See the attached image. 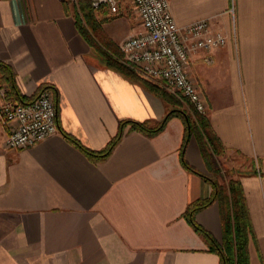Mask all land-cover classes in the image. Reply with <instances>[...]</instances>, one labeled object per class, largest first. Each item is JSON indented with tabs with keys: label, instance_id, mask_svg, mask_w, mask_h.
<instances>
[{
	"label": "crops",
	"instance_id": "crops-1",
	"mask_svg": "<svg viewBox=\"0 0 264 264\" xmlns=\"http://www.w3.org/2000/svg\"><path fill=\"white\" fill-rule=\"evenodd\" d=\"M128 1L119 0L115 15L93 11L103 38L116 46L141 31ZM168 2L177 26L208 19L226 37L221 48L190 53L187 71L223 146L229 180L242 190L249 264H264V0ZM75 11L67 0H0V63L21 96L52 91L58 128L7 150L9 126L0 125V264H219L182 216L189 203L211 195L213 173L193 135L183 158L194 171L182 165L179 118L155 135L124 125L102 158L66 137L100 152L120 122L153 127L173 108L107 66L82 36ZM194 221L221 243L216 201Z\"/></svg>",
	"mask_w": 264,
	"mask_h": 264
},
{
	"label": "built area",
	"instance_id": "built-area-1",
	"mask_svg": "<svg viewBox=\"0 0 264 264\" xmlns=\"http://www.w3.org/2000/svg\"><path fill=\"white\" fill-rule=\"evenodd\" d=\"M141 31L127 35L118 45L121 61L141 78L173 89L197 113L204 114L205 101L188 76L189 54L211 51L226 44V37L210 29L208 19L183 27L174 22L168 0H131ZM93 11L106 8L117 14L119 0H88ZM230 12H233V3ZM206 62H210L206 59ZM0 86V125L9 126L3 147H30L55 134L56 107L50 89L41 90L27 104L8 101Z\"/></svg>",
	"mask_w": 264,
	"mask_h": 264
},
{
	"label": "trees",
	"instance_id": "trees-1",
	"mask_svg": "<svg viewBox=\"0 0 264 264\" xmlns=\"http://www.w3.org/2000/svg\"><path fill=\"white\" fill-rule=\"evenodd\" d=\"M79 2V13H81L82 18L87 19L90 23L88 27L94 34V37L86 36V34L82 32L80 26L78 25V21L76 20L77 27L82 33L84 39L98 52V54L101 55L106 65L120 71L126 76L139 80L150 92L172 104L173 108L168 110L161 121L153 127H149L144 123H137L133 121L120 122L116 136L111 139L106 148L100 152L85 149L75 139L70 136L66 137L88 156L93 158H102L106 156L111 148L119 141L124 125L129 124L136 130L145 132L149 135H155L163 130L168 120L172 117H176L182 121L184 126V135L180 146V160L184 168L189 171H194L183 158L185 145L189 138L193 135L197 140L202 157L204 158L206 164L212 166L213 174L216 173L218 165L215 157L222 155L224 151L223 146L220 144V141L212 131L207 118L193 109L188 112L158 83H152L150 81L147 82L142 79L140 80V76L121 61V52H119L118 47L113 42L97 38L100 28L94 22L93 9L90 7L88 0H80ZM0 86H4L6 88L5 98L11 102L27 104L34 100L38 95L37 94L36 96L29 98L21 96L15 86L12 71L8 66L1 63ZM43 89H47V87L42 88L41 90ZM207 180L212 186L211 195L206 199H200L189 203L182 216L192 229L206 241L208 250L218 255L219 264H249L247 246L251 227L240 184L238 181L230 179L227 182V186L223 187L213 178ZM214 201L218 203L220 210L222 228L221 243H218L208 231L194 221V214L197 211L209 206Z\"/></svg>",
	"mask_w": 264,
	"mask_h": 264
},
{
	"label": "rangeland",
	"instance_id": "rangeland-1",
	"mask_svg": "<svg viewBox=\"0 0 264 264\" xmlns=\"http://www.w3.org/2000/svg\"><path fill=\"white\" fill-rule=\"evenodd\" d=\"M69 3H70V5H73V6H75L77 9H78V7L80 6V0H67ZM127 5H128V7H130L129 8V10H130V12L131 13H135V14H137L136 13V10L134 9V6H133V4H132V1L130 2V0L127 2ZM133 13V14H134ZM135 16V15H134ZM75 19L78 21V25L80 26V28H81V30H82V32H84V34H86V36H93L94 34L89 30V27H88V25H90V23L87 21V19H85V18H82V16H81V13H79V12H77V11H75ZM93 19H94V22H95V24L97 25V26H99V28H100V23H98L97 21H96V18H95V16H94V14H93ZM94 37V36H93ZM104 37V34H102V31H101V33L99 32L98 34H97V38L99 39V38H101V39H104L103 38ZM89 44V43H88ZM90 45V44H89ZM117 47H118V45H117ZM95 52H97L94 48H92ZM118 50H119V47H118ZM119 52H121L120 50H119ZM98 53V52H97ZM121 57H122V53H121ZM160 86H162V88L164 89V90H166V92H168V94H170L175 100H177V102L179 103V104H181L182 106H183V108L184 109H186L188 112L192 109L191 108V106H189L179 95H178V93L176 92V91H174L173 89H171V88H168V87H166V86H164L163 84H159ZM221 156V155H220ZM220 156H218V157H215V160L217 161V167H218V169H217V172L216 173H214L213 174V179L215 180V181H217V183H219L220 185H222L223 187H226L227 186V180L229 181V176H230V174L228 173L229 172V170H228V168H227V165L224 163V161H222L221 159H220ZM258 168H260V167H258Z\"/></svg>",
	"mask_w": 264,
	"mask_h": 264
}]
</instances>
